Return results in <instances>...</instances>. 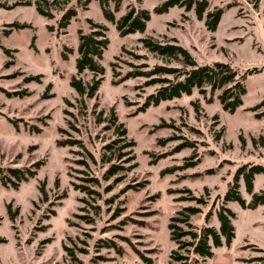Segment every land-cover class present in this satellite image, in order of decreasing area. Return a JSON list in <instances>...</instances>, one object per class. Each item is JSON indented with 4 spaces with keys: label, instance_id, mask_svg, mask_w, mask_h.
<instances>
[{
    "label": "rangeland",
    "instance_id": "1",
    "mask_svg": "<svg viewBox=\"0 0 264 264\" xmlns=\"http://www.w3.org/2000/svg\"><path fill=\"white\" fill-rule=\"evenodd\" d=\"M35 1L0 0V264H148L142 255L150 264H180L171 255L186 252L170 238L171 218L196 207L189 221L218 229L216 211L240 166L264 165V105L254 109L264 98V0H207L201 18L194 7L156 13L166 0H120L118 8L108 0L115 20L132 7L150 13L143 32L125 36L98 0H53L51 8L42 1L53 18ZM68 7L77 14L59 29ZM218 9L210 30L207 14ZM90 21L105 26L108 39L98 61L104 71L95 76L76 70L78 31L88 32ZM141 37L176 42L199 64L228 61L247 72L242 104L224 110L220 90L206 86L140 110L159 85L126 72L183 67L147 50ZM72 76L84 85L100 78L93 96L80 95ZM37 161L27 180L7 170L34 169ZM238 191L247 204L252 195L241 176ZM262 191L258 173L253 193ZM224 205L235 214V236L203 263L261 264L252 259L264 256V205Z\"/></svg>",
    "mask_w": 264,
    "mask_h": 264
},
{
    "label": "trees",
    "instance_id": "2",
    "mask_svg": "<svg viewBox=\"0 0 264 264\" xmlns=\"http://www.w3.org/2000/svg\"><path fill=\"white\" fill-rule=\"evenodd\" d=\"M44 1L47 8H51L54 1L52 0H37L35 1V7L38 13L41 15L53 18L54 15L48 9H45L42 5ZM102 8L105 18L116 24V28L121 36L132 34L135 32H143L146 28V23L150 19V13L143 8H130L125 14H123L118 20H115L112 12L107 8L108 0H98ZM115 5L118 8L120 0H114ZM89 2L85 0L84 4ZM21 3H15L19 5ZM22 4L30 5V1H26ZM184 6L187 10L194 7L195 13L198 18H201L203 13L208 7L207 0H166L160 5L154 8L156 13H163L172 6ZM11 8V7H10ZM116 8V9H117ZM77 11L73 7L64 9L62 15L58 19V28L65 29L70 23V20L75 17ZM221 15V9L216 10L213 13L207 14L206 25L210 30H215L217 23L219 22ZM90 23V30L88 32L78 31V57L76 59V70L78 73H82L85 70H89L95 75L102 74L104 69L98 62L102 58L103 50L108 44V39L105 34L106 27L98 23ZM23 27L25 25H16ZM51 29L52 27L49 26ZM139 41L142 45L152 53L166 57L170 61H175L182 64L183 67L169 66L165 64H154L148 69L144 70H131L127 71L124 78L146 76L152 77L146 84H158L159 86L154 92L150 93L142 105L140 110L148 107L149 105H157L163 100H170L176 97H180L182 94L189 95L194 89H199L204 92V88L207 86L211 92L220 90L218 98L223 106L224 110L233 112L242 104V95L245 93V87L243 80L247 75V72H240L234 65L228 61H215L210 64H199L192 57V55L183 46L176 42L162 43L151 37H141ZM9 53V49H4ZM139 57L141 55L135 54ZM63 58L67 56L63 53ZM148 67V65H142ZM37 76L30 77V79H38ZM100 78H93L92 82L84 85L81 79L72 76L70 81L71 86L80 94L93 96L94 92L98 88ZM264 105V98L256 105L255 108ZM258 116H264V111H261ZM125 133L124 130L120 131V135ZM65 142L74 144V140H58V145H64ZM41 165V162L34 163V169L27 168L21 170V168L14 167L8 168L9 174L15 177L19 182L27 180L34 176L37 168ZM117 171L115 166H112L108 170L109 173L114 174ZM258 173H264V165H242L235 174V182L228 189L224 195L219 208L216 211L217 220L219 222L218 229L209 225H195L189 221V214H195L198 209L196 207H185V211H178L176 216L171 218V222L168 225L170 231V238L177 244L178 249L185 250L186 254H175L173 252L171 258L174 261L180 262V264H204L203 261L206 258H210L213 255V248H217L225 245H230L232 239L235 236V228L232 224V219L235 217L234 212L224 205L227 201H236L242 208L254 209L259 205H264V191L260 193H253V179L254 175ZM240 176L243 178L245 187L248 193L252 195L251 200L246 204L245 199L240 195L238 191V180ZM8 180H11L8 178ZM12 186L16 188L18 183L11 181ZM5 186L6 182L3 183ZM179 222L182 225L176 224ZM183 226L186 228L183 229ZM264 251V249H259ZM143 260L150 264L151 259L142 255ZM252 260H258L261 264H264V256L254 257ZM202 261V262H200Z\"/></svg>",
    "mask_w": 264,
    "mask_h": 264
}]
</instances>
